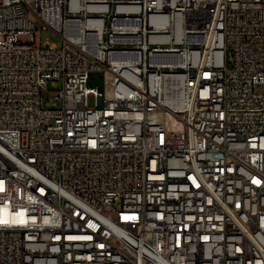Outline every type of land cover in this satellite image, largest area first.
I'll return each instance as SVG.
<instances>
[{
	"label": "built area",
	"instance_id": "1",
	"mask_svg": "<svg viewBox=\"0 0 264 264\" xmlns=\"http://www.w3.org/2000/svg\"><path fill=\"white\" fill-rule=\"evenodd\" d=\"M0 264H264V0H0Z\"/></svg>",
	"mask_w": 264,
	"mask_h": 264
},
{
	"label": "rangeland",
	"instance_id": "2",
	"mask_svg": "<svg viewBox=\"0 0 264 264\" xmlns=\"http://www.w3.org/2000/svg\"><path fill=\"white\" fill-rule=\"evenodd\" d=\"M25 37H23V40ZM46 39H50L52 43H55L58 47L62 46V40L55 34L50 31H42L37 33V40L40 42H44ZM62 87V82L60 80L57 81H49L47 84V96L43 97L42 104L46 107H51L54 105V100L52 94Z\"/></svg>",
	"mask_w": 264,
	"mask_h": 264
}]
</instances>
